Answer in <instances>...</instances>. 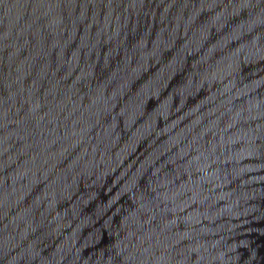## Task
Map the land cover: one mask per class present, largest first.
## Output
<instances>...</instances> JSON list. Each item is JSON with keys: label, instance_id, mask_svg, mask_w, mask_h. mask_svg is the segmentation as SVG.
<instances>
[{"label": "water", "instance_id": "obj_1", "mask_svg": "<svg viewBox=\"0 0 264 264\" xmlns=\"http://www.w3.org/2000/svg\"><path fill=\"white\" fill-rule=\"evenodd\" d=\"M0 264H264V0H0Z\"/></svg>", "mask_w": 264, "mask_h": 264}]
</instances>
